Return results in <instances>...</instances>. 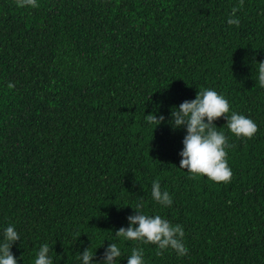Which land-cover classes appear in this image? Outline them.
Segmentation results:
<instances>
[{"label": "trees", "instance_id": "1", "mask_svg": "<svg viewBox=\"0 0 264 264\" xmlns=\"http://www.w3.org/2000/svg\"><path fill=\"white\" fill-rule=\"evenodd\" d=\"M0 0V240L14 225L18 264L47 243L54 264L103 261L109 243L127 264H264V0ZM15 87L9 88V83ZM258 125L228 137L230 183L179 168L186 128L171 109L200 89ZM162 114L155 128L145 115ZM155 128V130H154ZM173 198L151 196L152 182ZM183 226L188 254L115 236L131 206Z\"/></svg>", "mask_w": 264, "mask_h": 264}, {"label": "clouds", "instance_id": "2", "mask_svg": "<svg viewBox=\"0 0 264 264\" xmlns=\"http://www.w3.org/2000/svg\"><path fill=\"white\" fill-rule=\"evenodd\" d=\"M18 7L38 8V0H15ZM244 6V0H239L237 6H233L227 20L229 25L239 27L240 19L236 13ZM258 66V83L264 88V60L256 61ZM9 88L15 87L9 83ZM172 119L169 121L173 129L186 128L183 138V148L179 168L186 169L192 174L191 178L198 175L206 176L216 183H230L233 172L229 167L226 149L231 147L228 137L214 123L220 118L226 119L228 130L237 138L252 139L258 131V125L251 118L231 111L229 101L216 90L211 88L200 89L195 99L184 100L178 107L171 109ZM145 121L155 128L165 121L164 115L159 117L155 113L145 115ZM154 128V130H155ZM152 199L163 207H170L173 198L168 191L162 190L159 181L154 180L151 187ZM135 214L127 217L128 227H120L115 231V236L123 241H135L138 244H153L157 247V255H162L167 249H172L178 256L188 254V248L184 243L185 232L180 224H172L160 215H147L143 212L144 204L137 202L133 207ZM21 236L14 225H8L3 229L0 240V264H18L17 258L12 253L13 244L20 240ZM51 249L47 243L40 246L35 264H54L49 255ZM94 253L88 248L80 253L78 259L81 264H93ZM123 256L117 243L111 242L103 254L102 264H117ZM95 264H101L96 261ZM127 264H145L144 249L133 247L128 255Z\"/></svg>", "mask_w": 264, "mask_h": 264}]
</instances>
